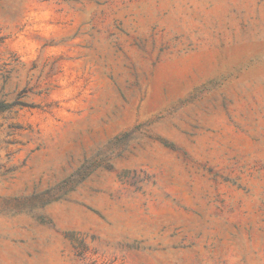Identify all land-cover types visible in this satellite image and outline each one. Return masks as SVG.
<instances>
[{"label": "rangeland", "instance_id": "obj_1", "mask_svg": "<svg viewBox=\"0 0 264 264\" xmlns=\"http://www.w3.org/2000/svg\"><path fill=\"white\" fill-rule=\"evenodd\" d=\"M0 264H264V0H0Z\"/></svg>", "mask_w": 264, "mask_h": 264}, {"label": "trees", "instance_id": "obj_2", "mask_svg": "<svg viewBox=\"0 0 264 264\" xmlns=\"http://www.w3.org/2000/svg\"><path fill=\"white\" fill-rule=\"evenodd\" d=\"M17 103H9V104H6V103H3V102H0V112L1 111H4V110H7L9 109L11 106L13 105H16Z\"/></svg>", "mask_w": 264, "mask_h": 264}]
</instances>
